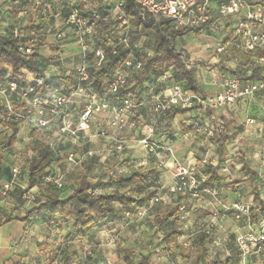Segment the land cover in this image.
Returning <instances> with one entry per match:
<instances>
[{
    "label": "clouds",
    "instance_id": "clouds-1",
    "mask_svg": "<svg viewBox=\"0 0 264 264\" xmlns=\"http://www.w3.org/2000/svg\"><path fill=\"white\" fill-rule=\"evenodd\" d=\"M0 264H264V0H0Z\"/></svg>",
    "mask_w": 264,
    "mask_h": 264
}]
</instances>
